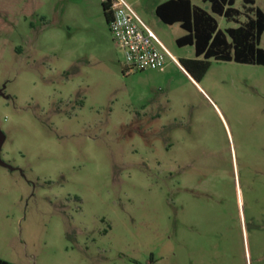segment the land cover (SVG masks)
<instances>
[{"label":"rangeland","instance_id":"obj_1","mask_svg":"<svg viewBox=\"0 0 264 264\" xmlns=\"http://www.w3.org/2000/svg\"><path fill=\"white\" fill-rule=\"evenodd\" d=\"M124 1L178 64L127 75L103 0H0V259L264 264V66L197 79L168 0Z\"/></svg>","mask_w":264,"mask_h":264},{"label":"trees","instance_id":"obj_2","mask_svg":"<svg viewBox=\"0 0 264 264\" xmlns=\"http://www.w3.org/2000/svg\"><path fill=\"white\" fill-rule=\"evenodd\" d=\"M209 4V11L194 5L190 0H168L155 9L162 23L173 26L178 24L186 35L177 40L180 47L191 46L195 59L182 60V66L197 79L209 70L211 61L236 62L246 65L264 66V49L261 40L264 34V12L250 7L245 14L247 20L241 22L243 15L234 7L235 0H203ZM254 5L253 0H245ZM103 9L106 21L111 15L105 2ZM218 18L239 24L236 28L221 30ZM0 264H10L0 259Z\"/></svg>","mask_w":264,"mask_h":264},{"label":"built area","instance_id":"obj_3","mask_svg":"<svg viewBox=\"0 0 264 264\" xmlns=\"http://www.w3.org/2000/svg\"><path fill=\"white\" fill-rule=\"evenodd\" d=\"M111 15L109 28L121 52L127 75L136 71L164 72L166 61L178 64L155 34L124 0H103Z\"/></svg>","mask_w":264,"mask_h":264},{"label":"water","instance_id":"obj_4","mask_svg":"<svg viewBox=\"0 0 264 264\" xmlns=\"http://www.w3.org/2000/svg\"><path fill=\"white\" fill-rule=\"evenodd\" d=\"M0 145H1V134H0Z\"/></svg>","mask_w":264,"mask_h":264}]
</instances>
